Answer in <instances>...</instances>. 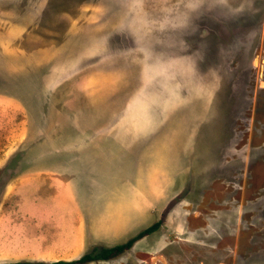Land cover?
Returning a JSON list of instances; mask_svg holds the SVG:
<instances>
[{"label":"rangeland","instance_id":"obj_1","mask_svg":"<svg viewBox=\"0 0 264 264\" xmlns=\"http://www.w3.org/2000/svg\"><path fill=\"white\" fill-rule=\"evenodd\" d=\"M158 220L151 264H264V0H0V264Z\"/></svg>","mask_w":264,"mask_h":264},{"label":"trees","instance_id":"obj_2","mask_svg":"<svg viewBox=\"0 0 264 264\" xmlns=\"http://www.w3.org/2000/svg\"><path fill=\"white\" fill-rule=\"evenodd\" d=\"M160 223L161 220L154 222L153 224L140 230L138 233L127 239L125 242L110 247L92 248L90 251L83 253L79 258L76 259H71V260L60 259V260H54L48 262L23 260V261L7 262L4 264H84L95 260H108L129 250L136 240L156 231L160 226Z\"/></svg>","mask_w":264,"mask_h":264},{"label":"crops","instance_id":"obj_3","mask_svg":"<svg viewBox=\"0 0 264 264\" xmlns=\"http://www.w3.org/2000/svg\"><path fill=\"white\" fill-rule=\"evenodd\" d=\"M146 210V212H149V208H147V209H144V211ZM111 215V214H110ZM112 221H114L115 223H116V225L118 224V220L117 219H113ZM159 229V228H158ZM158 229L156 230V231H154V232H152V233H150V234H148V235H146V236H144V237H149L150 235H153L154 233H156L157 231H158ZM114 231H118V226L114 229ZM144 237H142V238H144ZM150 237H152V236H150ZM142 238H140V239H142ZM140 239H138V240H136L134 243H133V245L137 242V241H139ZM176 240H175V245H176ZM171 243H173V242H171ZM171 243H169V245L171 244ZM173 243V244H174ZM132 245V246H133ZM172 245V244H171ZM131 246V247H132ZM149 247H151V246H149ZM149 247H146L145 245L143 246V247H137V245H136V249L134 248V246L132 247V248H130L131 249V253H132V257H133V264H151V262H150V257H149V253H145L146 255H144V256H139L138 254H141V252L142 253H144L143 251L145 250V249H149ZM129 249V250H130ZM129 250H127V251H129ZM127 251H125L124 253H126ZM127 253H130V252H127ZM134 253V254H133ZM81 256V255H80ZM79 256V257H80ZM79 257H75V258H72V259H76V258H79ZM157 257H159V256H157ZM134 258L136 259V260H134ZM112 259V258H111ZM64 260H71V259H64ZM52 261H54V260H52Z\"/></svg>","mask_w":264,"mask_h":264}]
</instances>
